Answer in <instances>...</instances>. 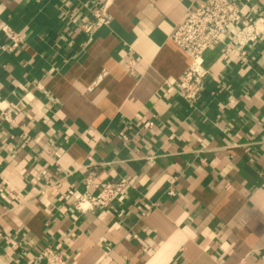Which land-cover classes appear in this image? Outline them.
Here are the masks:
<instances>
[{
	"label": "crops",
	"instance_id": "obj_1",
	"mask_svg": "<svg viewBox=\"0 0 264 264\" xmlns=\"http://www.w3.org/2000/svg\"><path fill=\"white\" fill-rule=\"evenodd\" d=\"M202 1L0 0V264L47 247L72 264H264V28L243 58H199L190 103L170 35ZM231 1L264 21V0ZM101 5L110 23L86 33ZM122 178L111 206L75 208L90 180Z\"/></svg>",
	"mask_w": 264,
	"mask_h": 264
},
{
	"label": "built area",
	"instance_id": "obj_2",
	"mask_svg": "<svg viewBox=\"0 0 264 264\" xmlns=\"http://www.w3.org/2000/svg\"><path fill=\"white\" fill-rule=\"evenodd\" d=\"M111 16L105 5L94 9L92 17L79 27L86 33H91L104 25L109 24ZM263 19L247 18L241 7L231 0H204L196 6L187 9L184 18L174 27L170 38L191 59L190 68L179 81L181 97L193 103L199 97L208 75V71L199 63V58L208 50L223 44L222 52L226 56L243 58L246 48L257 42L263 33ZM232 27L236 28L235 45L224 44ZM5 31H10L4 26ZM11 42L3 47L7 51H14L23 42L22 37L14 32L10 35ZM4 111V109H2ZM4 116L11 120V114L4 111ZM128 181L122 178L119 181L109 182L98 192L90 191L93 186L90 180L86 190L75 196V208L82 212L93 211L98 207L107 208L121 196ZM168 194H174L169 191ZM31 264H72L63 255L51 247L45 248Z\"/></svg>",
	"mask_w": 264,
	"mask_h": 264
}]
</instances>
